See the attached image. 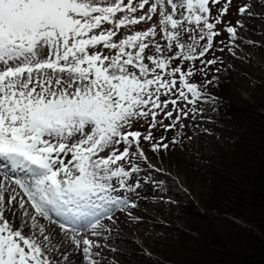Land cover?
<instances>
[{
	"label": "snow or ice",
	"instance_id": "obj_1",
	"mask_svg": "<svg viewBox=\"0 0 264 264\" xmlns=\"http://www.w3.org/2000/svg\"><path fill=\"white\" fill-rule=\"evenodd\" d=\"M210 2L220 0H0V161L3 167L30 175L8 183L10 178L0 168L4 176L0 264H55L50 253L59 249L37 224V216H68L95 207L97 200L127 203L114 200L110 193L116 190L114 178L124 188L130 176L120 161L131 162L133 155L146 159L139 147L142 133L130 130L133 123L150 116L143 139L151 141V129L158 123L170 130L179 122L172 110L165 112L178 100L162 101L161 96L169 97L179 82L180 100L194 104L201 98L198 85L189 82L194 70L171 67V61H196L213 48V39L220 34L214 29L228 5L212 23ZM138 10L141 15L136 16ZM239 12L244 15L247 6ZM153 16L157 24L114 40L121 28L147 23ZM157 27L172 56L164 55L165 48L156 42ZM181 31L188 32L191 43L181 40ZM226 31L235 40L236 28L229 26ZM199 40L206 43L200 46ZM101 44L116 54L89 51ZM150 47L155 54L145 55ZM203 63L212 65L216 60ZM158 112L174 119L173 125L157 121ZM161 146L168 147L160 142L152 150ZM104 152L108 154L101 155ZM132 171H137L135 166ZM11 184L27 201L17 200L15 189L9 192ZM13 202L23 210L22 216ZM26 203L35 214L25 209ZM82 243L84 255L90 258L91 242Z\"/></svg>",
	"mask_w": 264,
	"mask_h": 264
},
{
	"label": "rangeland",
	"instance_id": "obj_2",
	"mask_svg": "<svg viewBox=\"0 0 264 264\" xmlns=\"http://www.w3.org/2000/svg\"><path fill=\"white\" fill-rule=\"evenodd\" d=\"M258 1L261 4V0ZM125 3H127V0H125ZM246 3L254 4L253 0H231L230 4L228 0H220L218 4L210 2V22L212 23H215L213 18L219 15L220 9L225 4L228 5L227 13L221 16L222 22L216 24L214 29L220 34L214 37L213 48L204 57L198 58L196 61H171V67L179 66L182 71H187L189 68L194 70L195 75L189 78V82L197 84L201 93V98L194 104L180 100L178 97V82L177 89H173L169 97L161 96L162 101L165 99L178 100L177 106L169 104L165 112L169 109L172 110L173 118L178 117L179 122L171 127L170 130H166L158 123L157 127L151 129L153 137L151 141L143 139V135H146L149 130L150 116L147 120L141 119L134 122L130 129L131 131L142 133L139 147L143 150L146 159L133 155L131 162L128 160L120 161L119 163L130 172V176L125 178L126 186L124 188H120L118 181L114 178L112 184L116 190L111 192L110 195L114 200L121 201V199H125L126 196L131 194V190L136 186L138 180L150 177L151 183L157 184L158 190L162 189L156 195V200L163 202L157 205V211L152 216L157 225L144 224V220L136 215H131L127 211L124 212L119 207L112 211V214L115 215L117 213L115 216H119L118 218H113V220H117L115 221L118 223L117 225H120L119 221L125 225L126 236L129 235L128 237L141 251L143 258L139 261L140 264H183V260L192 253L195 241L200 239L194 230L195 225L199 224L194 212H197L200 216L207 215L208 219L213 222L212 237L218 236L222 231L223 234L225 231L229 233L227 229L219 224V215L242 228L250 229L253 234H260L256 228L245 223L240 218L228 212L220 214L218 213V208L212 207L215 203L220 204V197L214 199L212 195L226 183L225 174L230 175L232 179L238 178L233 157L235 158L241 152H235V150L239 146L238 142H243L244 140L243 132L249 129L251 122L254 123L251 117L249 119L241 116L244 119L236 120L231 116H218V111L215 108L216 104L214 103L216 101L213 100L212 95L218 92L219 99L221 95L222 98H228L232 104L248 109L259 97V93L264 91V22L250 18L249 22H256L258 28L250 36L246 35L248 34L247 28L240 24L243 20H240L239 12V9L244 7ZM258 10L264 15V5H259ZM135 15H141V11L138 10ZM241 17L244 19V16ZM176 18H179V15ZM157 23V16H153L152 21L147 23L141 22L138 25L121 28L114 40L118 42L127 35L134 34L136 31L147 30ZM241 25L243 26L241 27ZM229 26L236 28L237 40H233L230 34L227 33L226 28ZM102 27L109 28L111 26L104 24ZM185 27L187 28L188 26L186 25ZM259 31H263V33L261 34ZM157 33L155 40L165 48L164 55L172 56L173 53L167 51V41L160 33L159 27H157ZM192 34H197L195 29ZM181 40L185 43H191L187 31H181ZM198 43L203 46L206 40H199ZM199 50L200 48L197 47V53ZM89 51H102L110 56L116 54L114 50L104 49L102 44L97 46L96 49H89ZM154 54V48L146 49L145 55ZM206 60H216V63L205 65L203 61ZM145 63L151 64L147 60H145ZM202 68L205 71H200ZM176 78L178 80V74ZM220 91L222 94H220ZM185 92H187L186 89ZM188 96L189 99H192L191 94H188ZM223 105L230 106L226 103ZM262 107V105H258L256 116L255 114L252 116L264 123V118H262L264 116V108ZM177 109H182L183 112ZM165 112H158L157 121H162L163 125H173L174 119L166 118ZM184 113H187V115H184ZM174 140L176 141L175 143H173ZM160 142L167 144V149L161 146L157 151H153L152 146ZM123 147V144H121V150H123ZM132 151L135 152V147H133ZM107 154V152L101 153V155ZM134 159L139 160L143 165H147L149 171L152 170L162 178H168V175L171 174L172 178L176 179V183L179 184L177 188H172V192H181L183 190L186 196L175 202L174 197L170 196L169 190H167V182H162V178L159 175H156V179L152 178L146 168L141 177L137 176L136 171H132L134 166L132 165V160ZM250 198L251 195L247 198L244 197L242 203L243 200L246 202ZM232 200V197L223 198L221 202L224 206H227ZM106 203L115 205L111 202ZM51 217V219L42 218L41 221L51 226H57L59 222L55 220L54 215H51ZM107 217H110V220L112 219L111 216ZM133 219L138 222L137 227L134 226ZM98 222L95 221L93 225ZM60 230L62 232L68 231L80 234L78 233L79 230L65 226ZM68 237L75 238L76 236L72 234L64 236V238ZM73 238L71 240H76ZM209 243L210 241L207 242V244ZM189 246V251L185 252V248ZM128 251L131 250L128 249ZM84 256L83 252H79V264ZM88 264L94 263L89 262Z\"/></svg>",
	"mask_w": 264,
	"mask_h": 264
},
{
	"label": "trees",
	"instance_id": "obj_3",
	"mask_svg": "<svg viewBox=\"0 0 264 264\" xmlns=\"http://www.w3.org/2000/svg\"><path fill=\"white\" fill-rule=\"evenodd\" d=\"M212 97L216 101L214 103L218 116H231L236 120L251 117L254 121L251 122L249 129L243 132V142H238L239 146L235 152L241 154H237L236 160L233 157L238 178L232 179L230 175L225 174L226 183L212 195L214 199L220 197V204L214 202L212 207L218 208L220 214L228 212L240 218L256 228L260 234H253L250 229L242 228L219 215V224L229 233L225 231L223 234L222 231L217 234L218 236L212 237L213 222L207 215L200 216L194 212L195 218L199 221L194 230L200 239L195 241L192 253L183 260V264H264V123L252 116L254 114L256 116L258 105L264 108V91L259 93V97L248 109L232 104L228 98H222L221 95L219 99L218 92L213 93ZM225 103L230 106L223 105ZM249 195L250 200L246 202L243 200L242 203V199ZM230 197L233 200L224 206L221 200ZM189 249L190 246L185 248V252Z\"/></svg>",
	"mask_w": 264,
	"mask_h": 264
},
{
	"label": "bare ground",
	"instance_id": "obj_4",
	"mask_svg": "<svg viewBox=\"0 0 264 264\" xmlns=\"http://www.w3.org/2000/svg\"><path fill=\"white\" fill-rule=\"evenodd\" d=\"M253 2V5L246 3L245 6H247V12L244 15L240 14V20H243L240 24H243L244 27L247 28V36H250L251 33L258 28V24L256 22H249L250 18L264 22V15L258 10L259 5H264V0H261V4L258 0H253ZM241 16H244V19ZM239 28L241 27L239 26ZM259 33L262 34L263 31H259ZM235 40H237V37ZM132 165H134L137 169L136 174L139 177H141V174L145 171V168L147 171H149V167L147 165H143L137 159L132 160ZM0 168H3V172L7 173L8 177L10 178V180L7 181L8 183H10L11 180H15L17 178L22 180L30 179V175L24 171L19 169L13 171L10 167H3L2 161H0ZM149 174L154 179H156V175H159L154 173L152 170L149 171ZM149 179L150 177H147V179L144 178L143 180H138L136 186L132 188L131 194L126 196L125 199H121V202L126 201L127 203H118L113 206L112 204L109 205L104 201L97 200L95 207L82 208L75 214H69L68 216H56L55 213H52L50 215H54L55 220L59 222L57 226L48 225L47 223L41 221L43 217L37 216V224L45 229V235L51 236L52 243L55 244L59 249V251L50 253V259H52L55 264H79L78 254L79 252H83L82 241L83 239H88L91 242V257L87 258L84 256L82 260L80 259V264H88L89 262L94 264H140L139 261L143 258L141 251L128 237L129 235L126 236L125 225L120 223L121 221H119L120 225H117L118 223L115 222L117 220H113V218H118L119 216H115L117 213L115 215L112 214V211L119 207L123 209L124 212L127 211L131 215H136L138 218L144 220V224L157 225L152 216L155 215V212L157 211V205L160 202L163 203L162 201L158 202L156 200V195L160 193L159 190L162 191V189L160 188L158 190L157 184H152ZM161 181L167 182V190H169L170 196L174 197L175 202H178V200L186 196L183 193V190L181 192H172V188H177L179 184L176 183L177 180L173 179L171 174L168 175V178L163 177ZM0 182H4L3 175H0ZM12 189H15L14 194H19L17 195V200L23 199L27 201V197L23 196L18 186L11 184L9 192H11ZM164 189L166 188L164 187ZM5 195L7 199V193ZM133 205L135 206L133 207ZM13 206L15 207L17 215L22 216L23 210L19 208L18 204L13 202ZM25 209L35 214V210L31 209L30 204L26 203ZM6 215L8 214L6 213ZM107 216H111L112 219L110 220V218ZM24 219H27L28 224L31 225L30 219L27 217H24ZM133 220L134 226L137 227L138 222L135 219ZM95 221L100 222H98L96 225H93ZM15 223L19 224L20 221L15 220ZM61 224L67 228L79 230L78 233L80 234L78 235L77 233H70L68 231L62 232L60 230L62 229ZM24 231L30 232V229L25 228ZM69 233L73 236L75 235L76 237L64 238L65 235H70ZM72 238L76 240H71ZM39 239L40 241H43L44 238L41 236ZM78 241L79 246L77 245ZM128 249L131 251H128Z\"/></svg>",
	"mask_w": 264,
	"mask_h": 264
}]
</instances>
